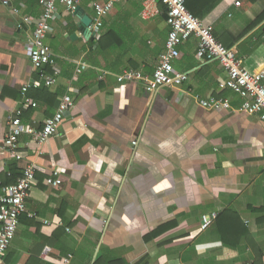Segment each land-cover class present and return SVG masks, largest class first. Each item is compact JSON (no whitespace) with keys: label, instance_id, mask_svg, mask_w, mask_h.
<instances>
[{"label":"crops","instance_id":"crops-1","mask_svg":"<svg viewBox=\"0 0 264 264\" xmlns=\"http://www.w3.org/2000/svg\"><path fill=\"white\" fill-rule=\"evenodd\" d=\"M77 1L79 12L93 19L94 4L107 0L90 7ZM63 7L46 39L60 74L53 87L29 93L38 107L23 121L42 126L65 95L74 107L43 146L22 136L17 160L1 149L2 141L22 86L38 77L28 53L31 30L18 24L39 17L42 8L39 0H16L12 8L0 0V196L28 165L37 180L0 264H65L69 258L68 264L98 258L99 264H264V122L239 111L241 98L221 84L227 71L217 61L199 60L191 38L174 62L188 80L152 94L118 76L154 74L169 34L164 4L157 2V13L144 18L143 0L117 3L103 20L105 49ZM203 8L197 18L234 50L242 68L259 72L264 0H205ZM211 98L228 100L231 108L199 104ZM56 170L57 187L47 183ZM224 212L234 219L223 225L232 247L219 233Z\"/></svg>","mask_w":264,"mask_h":264},{"label":"built area","instance_id":"built-area-1","mask_svg":"<svg viewBox=\"0 0 264 264\" xmlns=\"http://www.w3.org/2000/svg\"><path fill=\"white\" fill-rule=\"evenodd\" d=\"M16 0H2L4 6L12 8ZM122 0H107L103 4H94V18L90 26L91 32L98 40L101 38L104 18L112 11L114 6ZM164 4L166 9V23L169 27L168 38L165 43V51L161 55L159 64L152 76L139 71H125L118 76L119 81L141 82L146 90L157 94L166 87L181 86L188 80L187 73L176 71L174 62L181 56L179 47L191 38L198 41L197 58L201 61H217L228 73V80L221 84L229 88L242 100L241 112L249 115H257L264 122V66L257 73H251L242 68L236 59L233 49L220 43L213 33L211 26L205 25L199 18L192 14L186 5V0H143L144 18H151L157 13L156 3ZM42 14L37 18L23 17L18 24L20 30L30 28L27 46L32 66L38 73L36 80L27 82L21 88L22 101L18 108L8 118V132L2 141L1 149L12 154L17 160H21L19 153L20 138L30 136L31 141L38 146H43L51 138L64 120L67 113L74 107V98L65 95L57 108V112L51 118L44 121L42 126L37 123L25 124L23 116L31 109L38 107L37 101L32 99L29 93L32 90L43 87H53L60 74L55 56L50 46L46 43L47 37L53 32L52 23L60 20V6H64L68 14H73L77 0H39ZM240 6V2L236 3ZM13 13L18 15L14 8ZM51 69L52 73H48ZM199 104L207 110L230 109L228 100L199 99ZM138 145V141L132 143ZM54 178H49L47 183L52 186H60L59 172L54 171ZM36 169L28 165L21 178L14 185L2 190L0 196V260H2L15 238L21 216L26 212V200L36 183ZM217 219L214 214L204 220V228H207ZM47 248L44 254H48ZM70 259V258H69ZM69 259L64 263L68 264Z\"/></svg>","mask_w":264,"mask_h":264},{"label":"trees","instance_id":"trees-1","mask_svg":"<svg viewBox=\"0 0 264 264\" xmlns=\"http://www.w3.org/2000/svg\"><path fill=\"white\" fill-rule=\"evenodd\" d=\"M186 5L187 8L189 9V11L194 14L196 17H200L202 16L203 12H204V8L203 6L205 5V0H186ZM165 7V6H164ZM166 10V9H165ZM257 23V21H255L252 25L254 26ZM106 38L108 39V36L106 37H102L100 41H97L99 43V45L105 49V43H106ZM51 70V69H49ZM218 220V228H219V233L220 236L224 242L225 245H233L232 242H229L227 240L228 235L226 233H224L223 231V225L224 224H228V223H234V219L231 215V212H224L221 214L220 218L217 219ZM232 226V225H231ZM148 237H152V235L148 236ZM232 247V246H231ZM100 263V259L98 258L96 264ZM118 260H113L110 261V264H117ZM122 262L120 261L119 264H121ZM141 264V263H139Z\"/></svg>","mask_w":264,"mask_h":264},{"label":"water","instance_id":"water-1","mask_svg":"<svg viewBox=\"0 0 264 264\" xmlns=\"http://www.w3.org/2000/svg\"><path fill=\"white\" fill-rule=\"evenodd\" d=\"M80 7L77 6L74 11V16H77L80 19L79 28L86 36H93L94 34L91 32L90 26L92 23V19L88 15H83L80 12ZM73 38H76L75 35H73Z\"/></svg>","mask_w":264,"mask_h":264},{"label":"rangeland","instance_id":"rangeland-1","mask_svg":"<svg viewBox=\"0 0 264 264\" xmlns=\"http://www.w3.org/2000/svg\"><path fill=\"white\" fill-rule=\"evenodd\" d=\"M84 1H85L87 4H89L88 7H90V2H91V1H94V2H103L104 0H83V2H84ZM63 8H64V7H63ZM64 9H65V8H64ZM93 17H94V16H93ZM104 20H105V18H104Z\"/></svg>","mask_w":264,"mask_h":264}]
</instances>
